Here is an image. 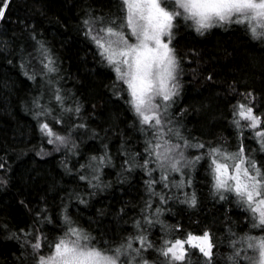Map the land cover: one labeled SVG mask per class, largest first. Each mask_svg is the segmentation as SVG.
Here are the masks:
<instances>
[{
  "label": "trees",
  "instance_id": "trees-1",
  "mask_svg": "<svg viewBox=\"0 0 264 264\" xmlns=\"http://www.w3.org/2000/svg\"><path fill=\"white\" fill-rule=\"evenodd\" d=\"M121 2L11 0L6 18L0 19V159L8 158L7 168L0 169V175L6 173L9 181L0 184V264H35L37 255L28 243L33 235L29 228L37 219L35 212L44 204L48 206L46 215L52 216L67 203L68 214L75 222L72 226L91 233L97 247L108 248L110 245L105 241H111L114 248L122 236L133 231L131 220L140 215L148 199L145 181L149 176L143 169L120 178L122 145L142 152L143 139L133 126L134 113L126 102L127 94L123 98L114 94L115 73L100 63L82 23L92 13L113 16L121 11L126 13V9L121 10ZM173 33L178 53L190 56L182 62L183 74L178 77L181 90L173 105V110L179 113L176 119L182 132L189 139L222 143L234 150L237 138L230 105L239 97L226 89L232 85L238 93L254 90L256 108L264 110V38L254 37L235 21L213 25L201 33L190 18L183 17L178 24L174 20ZM37 41L47 45L61 69L59 86L72 98L68 102L75 100L81 105V122L87 129H77L73 136L80 142L79 155L67 152L63 145L59 152L55 151L38 127V121L44 117L35 115L41 109L34 106L33 100L44 89V80L39 75ZM26 71L30 75L35 73L36 79H30ZM209 72L215 75L212 81L207 80ZM47 102L49 97L45 95L41 104ZM72 119L76 120L75 115ZM245 136L246 144L256 148L251 131L245 130ZM41 145L49 150L48 154H36ZM105 145L113 162L103 170L102 189L87 187L64 167L67 164L79 169L81 163H87L89 153H98ZM189 151L195 154L196 150ZM192 176L191 186L173 188L172 192L195 191L197 206L180 203L183 196H178L167 205L172 211L164 213L163 219L168 224L182 221L191 231L209 229L219 245L218 264H226L229 248L225 240L232 239L227 229L231 227L237 234L248 232L251 227V221L245 220L248 213L234 200H221L213 194L206 164L203 167L198 164ZM173 177L180 178L176 173ZM153 178L158 180L159 173ZM73 192L88 203L80 204L74 199L69 202V194ZM252 234L260 235V231L254 230ZM149 235L158 242L163 236L161 226L151 228ZM189 264H205V260L197 253Z\"/></svg>",
  "mask_w": 264,
  "mask_h": 264
},
{
  "label": "snow or ice",
  "instance_id": "snow-or-ice-1",
  "mask_svg": "<svg viewBox=\"0 0 264 264\" xmlns=\"http://www.w3.org/2000/svg\"><path fill=\"white\" fill-rule=\"evenodd\" d=\"M10 4L11 0H0V19L6 18ZM123 9L126 13L121 11L115 16L92 13L82 23L100 63L115 73L114 94L121 98L127 94L126 102L134 113L133 126L143 139L142 152L122 145L120 178L143 169L149 176L145 181L148 199L140 215L131 220L133 231L122 236L114 248L111 241H105L110 245L108 248L97 247L91 233L72 226L75 222L68 214L67 203L52 216L46 215L47 204L42 205L29 228L33 235L28 243L38 256L36 264H189L197 253L205 264H218L219 245L209 229L191 231L182 221L168 224L163 219L164 213L172 211L167 205L178 196H183L180 203L197 206L195 191L175 194L172 189L191 186L192 170L198 164L207 165L213 194L221 200H234L248 213L245 220L251 221L250 230L243 234L228 227L232 239L225 240L229 248L226 264H264V110L256 108L254 90L238 93L232 85L226 89L239 97L230 105L237 138L234 150L222 143L189 139L176 119L179 113L173 110L181 90L178 77L183 74L182 62L190 59L189 55L181 56L174 46V20L178 24L180 17L190 18L201 33L213 25L235 21L254 37L264 38V0H174L171 6L162 0H122ZM37 44L39 75L44 80V89L33 100L34 106L41 109L35 115L44 117L38 121V127L47 143L55 146V151L59 152L63 145L67 152L79 155L80 142L73 136L75 130L87 129L81 122V105L75 100L68 102L72 98L59 86L61 69L52 52L42 41ZM25 75L36 79L35 73L30 75L26 71ZM214 79L215 75L209 72L207 80ZM45 95L49 102L42 105ZM245 130L251 131L256 148L246 144ZM189 150H196L195 154ZM48 151L41 145L36 154L43 156ZM7 159L6 156L0 159V169L7 168ZM112 162L111 151L105 145L102 151L89 153L87 163H81L79 169L67 164L64 167L87 187L102 189L103 170ZM157 172L158 180L153 178ZM174 173L180 178L175 179ZM8 182L6 173L0 175V184ZM73 199L80 204L88 203L79 193L69 194V202ZM157 225L163 233L158 242L149 235V230ZM44 228L54 231L45 233ZM254 230H259L260 235H253ZM19 231L28 235L24 229ZM45 248L47 253L41 254Z\"/></svg>",
  "mask_w": 264,
  "mask_h": 264
},
{
  "label": "rangeland",
  "instance_id": "rangeland-1",
  "mask_svg": "<svg viewBox=\"0 0 264 264\" xmlns=\"http://www.w3.org/2000/svg\"><path fill=\"white\" fill-rule=\"evenodd\" d=\"M162 2H166L167 5L171 6V5L174 3V0H162ZM170 10H171V7H170ZM173 23H174V22H173ZM46 253H47V251H44V252L41 253V254H46ZM37 259H38V256H37ZM35 264H36V262H35Z\"/></svg>",
  "mask_w": 264,
  "mask_h": 264
}]
</instances>
